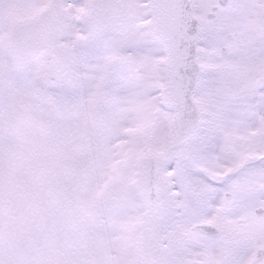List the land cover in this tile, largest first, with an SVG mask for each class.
<instances>
[{
  "label": "snow or ice",
  "instance_id": "obj_1",
  "mask_svg": "<svg viewBox=\"0 0 264 264\" xmlns=\"http://www.w3.org/2000/svg\"><path fill=\"white\" fill-rule=\"evenodd\" d=\"M0 264H264V0H0Z\"/></svg>",
  "mask_w": 264,
  "mask_h": 264
}]
</instances>
